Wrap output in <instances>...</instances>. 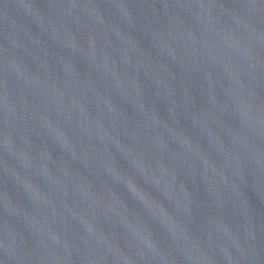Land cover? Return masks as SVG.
Wrapping results in <instances>:
<instances>
[{
  "label": "water",
  "instance_id": "1",
  "mask_svg": "<svg viewBox=\"0 0 264 264\" xmlns=\"http://www.w3.org/2000/svg\"><path fill=\"white\" fill-rule=\"evenodd\" d=\"M0 264H264V0H0Z\"/></svg>",
  "mask_w": 264,
  "mask_h": 264
}]
</instances>
